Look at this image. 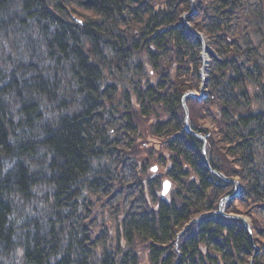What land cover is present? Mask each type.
Returning <instances> with one entry per match:
<instances>
[{
    "label": "trees",
    "instance_id": "trees-1",
    "mask_svg": "<svg viewBox=\"0 0 264 264\" xmlns=\"http://www.w3.org/2000/svg\"><path fill=\"white\" fill-rule=\"evenodd\" d=\"M196 9L200 137L191 0H0V264H264V0Z\"/></svg>",
    "mask_w": 264,
    "mask_h": 264
},
{
    "label": "rangeland",
    "instance_id": "rangeland-1",
    "mask_svg": "<svg viewBox=\"0 0 264 264\" xmlns=\"http://www.w3.org/2000/svg\"><path fill=\"white\" fill-rule=\"evenodd\" d=\"M195 5H196V0H195ZM191 10H192V4H191ZM185 15H187V14H184L183 16H182V18L185 16ZM181 18V19H182ZM189 18V17H188ZM188 18H187V20L186 21H184L183 19L181 20V21H183V23L184 22H186V25L188 26V28H190V29H192L191 28V24L188 22ZM189 24V25H188ZM202 43H203V49H204V46L205 45H208V47L210 48V42H209V40L207 39V37L204 35V37H203V39H202V41H201ZM203 49H202V52H201V58H202V54H204L203 53ZM213 50L210 48L209 49V53H208V57H209V60H210V53L212 52ZM208 69H209V67H208ZM202 70L203 71H205L204 70V68L203 67H201V70H200V73H201V75H202ZM205 73V74H204ZM203 73V75L205 76V77H208V75H207V73L206 72H204ZM203 77V76H202ZM202 77H201V81H202ZM197 92V91H196ZM206 114H207V112L206 111H203V113L201 114V115H199L198 117L201 119V121L202 122H200L201 124L203 123V125L204 126H206V127H208L209 129H213V126L211 125V123L210 122H207V121H209V120H207V116H206ZM149 124H148V122L147 123H145V125H143V130H142V132H141V134H142V139H140L139 140V142H140V146H139V148H141V151H146V149H149L150 150V153H153V155L154 156H152V159L150 160L151 161V164H150V166H151V172L152 173H157V171H159V175L161 176L162 174H164V173H166V170H167V166L165 165V166H163L162 164H160V163H158L156 160H153V158H155V157H159V156H161V155H165L166 156V158H168L169 157V155H168V153L167 152H165L164 151V145H162V143H161V141H159L158 139H156V138H154V137H152L151 135H149L148 134V132H146V129L148 130L149 129V126H148ZM147 134V135H146ZM148 154L149 153H146L143 157L144 158H149V156H148ZM169 165V164H168ZM153 169H156L155 170V172H153L152 170ZM234 181L237 183H239L240 181H239V179H234ZM236 197V196H235ZM234 197V198H235ZM236 205H237V208H239V203L237 202L236 203ZM224 207V206H223ZM240 213H237V214H234V213H226L225 212V210H224V212H225V214H228V215H235V216H237V217H240V218H242V219H244L249 225H250V227H251V229H252V231H253V228H252V222H251V219L247 216V215H245V214H243L244 213V208L241 210H238ZM220 213V212H219ZM224 216V215H223ZM224 217H227V218H229V219H234V220H238L237 218L235 219L234 217L232 218V217H230V216H224ZM238 221H240V220H238ZM242 222V221H241ZM114 225V224H113ZM190 226V224L187 226V227H189ZM113 229H114V227H113ZM252 234H253V240H254V233L252 232ZM254 242H255V240H254ZM254 246H255V249L257 250L256 251V253H258L260 250H261V247H260V245H258V244H254Z\"/></svg>",
    "mask_w": 264,
    "mask_h": 264
},
{
    "label": "water",
    "instance_id": "water-1",
    "mask_svg": "<svg viewBox=\"0 0 264 264\" xmlns=\"http://www.w3.org/2000/svg\"><path fill=\"white\" fill-rule=\"evenodd\" d=\"M191 4H192V10H191L190 13H188L187 15H185V16L182 18L184 21H186L187 18L190 17V14L192 15V14H195V13H196L195 0H191ZM185 23H186V22H185ZM188 25H189V24H188ZM191 31L194 33V35H195L196 37H198V38L202 41V39H203V37H204L203 34L198 33V32H196V31H194V30H192V29H191ZM203 53H204V49H203ZM202 55H203V54H202ZM203 73H204V71L202 70V76H203V77H202V84H201V87H200L199 93H197V92H189V93H187V94L184 96V98H183V105H184L185 110H186L185 128H186V130L188 131V133L193 134V135H195V136H197V137H200L199 134L193 132V130H192V129L190 128V126H189V115H188V108H187V105H186V100H187L189 97H192V98H195V99H199V100H201V99H203V98L206 97V95H207V91H208V89H207V88H208V77H205V76L203 75ZM203 155H204V158H205V164H206V166H207L208 168H210V165H209V163H208V161H207V157H206V141H204ZM155 170H156V169H154V171H155ZM215 173H216L219 177L224 178L226 181H228V182H232V183H235L233 180H230V179L226 178V177L223 176L222 174H220V173H218V172H215ZM163 189H164V190H163V195L166 196L167 193L169 192V189H170V182H165V183H164V186H163ZM238 192H239V186L236 185L235 193H234L233 196H231V197L236 196V195L238 194ZM231 197H226V198H224V199L221 201V203H220V205H219L220 213H221L222 215H224V216H230V217H232V218L234 217L235 219L237 218L238 220L242 221L243 224H244L245 227H246V230H247L248 233H249L250 241H251L252 245L254 246V240H253V234H252L253 231H252L250 225H249L244 219H242V218H240V217H237V216H235V215H228V214H225V212H224V207H223V205H224L225 201H226L227 199H230ZM251 264H252V261H251Z\"/></svg>",
    "mask_w": 264,
    "mask_h": 264
},
{
    "label": "bare ground",
    "instance_id": "bare-ground-1",
    "mask_svg": "<svg viewBox=\"0 0 264 264\" xmlns=\"http://www.w3.org/2000/svg\"><path fill=\"white\" fill-rule=\"evenodd\" d=\"M194 15H195V14H192V15L190 14V17H191V16H194ZM209 49H210V48L208 47V45H205V46H204V54H203V59H204L203 61H204V62H203V63H204V69H205V70H206V66H207V64H208V53H209Z\"/></svg>",
    "mask_w": 264,
    "mask_h": 264
}]
</instances>
